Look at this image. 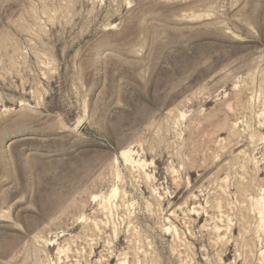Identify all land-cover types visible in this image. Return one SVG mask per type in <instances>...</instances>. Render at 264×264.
<instances>
[{
    "label": "rangeland",
    "instance_id": "obj_1",
    "mask_svg": "<svg viewBox=\"0 0 264 264\" xmlns=\"http://www.w3.org/2000/svg\"><path fill=\"white\" fill-rule=\"evenodd\" d=\"M0 264H264V0H0Z\"/></svg>",
    "mask_w": 264,
    "mask_h": 264
}]
</instances>
